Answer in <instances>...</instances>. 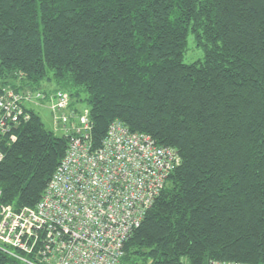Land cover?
Listing matches in <instances>:
<instances>
[{"label": "trees", "instance_id": "trees-1", "mask_svg": "<svg viewBox=\"0 0 264 264\" xmlns=\"http://www.w3.org/2000/svg\"><path fill=\"white\" fill-rule=\"evenodd\" d=\"M189 35L204 56L186 63ZM6 88L86 104L96 147L119 121L177 151L119 264H264V0H0ZM37 105L3 147L16 208L40 201L69 146Z\"/></svg>", "mask_w": 264, "mask_h": 264}, {"label": "built area", "instance_id": "built-area-1", "mask_svg": "<svg viewBox=\"0 0 264 264\" xmlns=\"http://www.w3.org/2000/svg\"><path fill=\"white\" fill-rule=\"evenodd\" d=\"M45 96L13 88L0 94V162L5 158L4 145L15 140L13 130L22 118H29L25 112L29 104H54L59 113L55 123L70 138L35 206L3 203L0 189V251L21 264H119L125 243L164 190L179 155L119 121L110 124L96 147L88 112L68 111L66 93L51 94L49 101ZM209 264L249 263L212 260Z\"/></svg>", "mask_w": 264, "mask_h": 264}, {"label": "rangeland", "instance_id": "rangeland-1", "mask_svg": "<svg viewBox=\"0 0 264 264\" xmlns=\"http://www.w3.org/2000/svg\"><path fill=\"white\" fill-rule=\"evenodd\" d=\"M188 47L189 50L185 55L184 61L186 63H191L194 62L200 58H202L204 56V52L199 49L198 47H196L194 38L192 35H189L188 38ZM47 87L52 88V84L47 83L46 84ZM68 95V99H69V103L72 101V97L71 95ZM54 104H49L47 106H43L42 105H37L35 106L36 112L40 115L43 123L45 124V127L49 130H52L55 132V134L57 135H61L64 133L63 131V127L60 124H56L55 121H59V113L57 111V109H53ZM77 107H79L82 110L87 111L88 110V106L86 104H78L76 105ZM34 108V107H33ZM170 186V183L168 184V187ZM127 264H131L130 261Z\"/></svg>", "mask_w": 264, "mask_h": 264}]
</instances>
